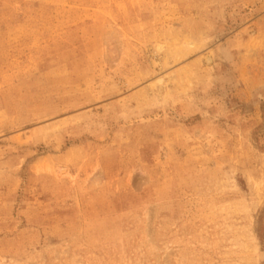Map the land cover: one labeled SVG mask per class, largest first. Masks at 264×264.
<instances>
[{"label": "rangeland", "instance_id": "1", "mask_svg": "<svg viewBox=\"0 0 264 264\" xmlns=\"http://www.w3.org/2000/svg\"><path fill=\"white\" fill-rule=\"evenodd\" d=\"M0 264H264V0H0Z\"/></svg>", "mask_w": 264, "mask_h": 264}, {"label": "bare ground", "instance_id": "2", "mask_svg": "<svg viewBox=\"0 0 264 264\" xmlns=\"http://www.w3.org/2000/svg\"><path fill=\"white\" fill-rule=\"evenodd\" d=\"M211 61V58H209V62Z\"/></svg>", "mask_w": 264, "mask_h": 264}]
</instances>
